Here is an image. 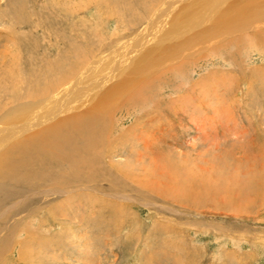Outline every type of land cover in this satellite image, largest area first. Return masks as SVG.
Wrapping results in <instances>:
<instances>
[{
	"label": "rangeland",
	"instance_id": "1",
	"mask_svg": "<svg viewBox=\"0 0 264 264\" xmlns=\"http://www.w3.org/2000/svg\"><path fill=\"white\" fill-rule=\"evenodd\" d=\"M143 1L0 0V65L13 61L7 79L0 68V105L31 102L33 79L70 66L73 48L88 59L128 35ZM221 44L157 80L154 108L113 115L121 140L101 161L107 179L15 200L19 214L0 221V238L20 221L5 254L22 249V264H264V45Z\"/></svg>",
	"mask_w": 264,
	"mask_h": 264
},
{
	"label": "bare ground",
	"instance_id": "2",
	"mask_svg": "<svg viewBox=\"0 0 264 264\" xmlns=\"http://www.w3.org/2000/svg\"><path fill=\"white\" fill-rule=\"evenodd\" d=\"M142 3L143 10L136 14L130 24L135 28L128 29V35L97 44V50L88 59L83 55L78 58L73 48L71 54L75 59L70 66L58 64L57 71L52 68V78L33 79L35 85L25 94L33 99L31 102L0 105L2 224L19 214L21 201L52 194L68 196L72 188H64L71 184L107 179L101 161L115 152L121 140L115 131L118 121L113 115L140 103H149L154 108L157 80L164 75L171 79L181 74L183 59L188 55L194 57L210 51L214 56L225 48L221 44L224 42L226 46L244 47L252 40L258 43L259 51L263 48L264 0ZM215 41H220V48L216 44L210 46ZM11 62L1 61L4 77ZM165 63L166 68L156 71V67ZM177 98L176 102H188L192 96ZM178 188L184 193L183 186ZM17 199L21 201L14 203ZM19 223L5 228L7 233L0 238V264H22L27 256L22 249L15 251L17 258L13 259L11 253L12 237Z\"/></svg>",
	"mask_w": 264,
	"mask_h": 264
}]
</instances>
